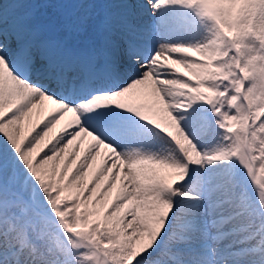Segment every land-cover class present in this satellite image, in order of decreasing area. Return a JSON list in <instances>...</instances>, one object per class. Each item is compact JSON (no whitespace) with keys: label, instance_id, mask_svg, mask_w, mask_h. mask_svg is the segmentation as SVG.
I'll return each mask as SVG.
<instances>
[{"label":"snow or ice","instance_id":"obj_1","mask_svg":"<svg viewBox=\"0 0 264 264\" xmlns=\"http://www.w3.org/2000/svg\"><path fill=\"white\" fill-rule=\"evenodd\" d=\"M135 2L0 0V264H264V39Z\"/></svg>","mask_w":264,"mask_h":264},{"label":"bare ground","instance_id":"obj_2","mask_svg":"<svg viewBox=\"0 0 264 264\" xmlns=\"http://www.w3.org/2000/svg\"><path fill=\"white\" fill-rule=\"evenodd\" d=\"M246 4H247V2H246ZM230 13H231V9L230 8L226 9V11H224L222 13V17L227 22H228V20L230 21V18H231V15H229ZM250 15H251L250 13H243V11H241L238 15H235L234 21L231 24V26H233V24H236V26H237V28H236V36L233 39H238V38H240L243 35L251 33L250 29H249V23L250 22L247 24V21H248V18H249Z\"/></svg>","mask_w":264,"mask_h":264}]
</instances>
